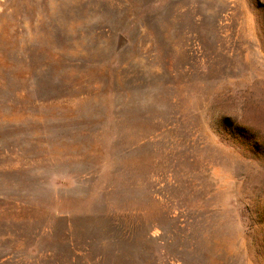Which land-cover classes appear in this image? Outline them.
<instances>
[{"label":"rangeland","instance_id":"1","mask_svg":"<svg viewBox=\"0 0 264 264\" xmlns=\"http://www.w3.org/2000/svg\"><path fill=\"white\" fill-rule=\"evenodd\" d=\"M0 264H264V0H0Z\"/></svg>","mask_w":264,"mask_h":264}]
</instances>
